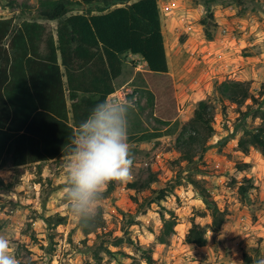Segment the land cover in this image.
I'll return each mask as SVG.
<instances>
[{"label": "rangeland", "instance_id": "obj_1", "mask_svg": "<svg viewBox=\"0 0 264 264\" xmlns=\"http://www.w3.org/2000/svg\"><path fill=\"white\" fill-rule=\"evenodd\" d=\"M157 3L170 71L164 76L148 75L149 85L142 77L116 85V89L127 86L152 92L153 107L144 90L138 92L140 99L128 115L131 179L112 181L111 193H107L110 182L106 185L97 213L85 219L96 226L95 232L85 235L82 220L68 211L62 192L67 158L0 169V235L10 241L18 264H146L142 248L147 247L153 249L156 264H257L264 260V229L250 232L254 226L264 227V201L256 186L264 176V154L250 148L245 155L238 148L243 132L260 120L252 113L243 116L246 106L241 110L230 104L223 107L215 92L223 81L244 82L257 99L248 100L247 105L264 107V0ZM24 4L35 8L37 0H0V19L11 18L16 25L31 19L35 11L23 8ZM81 9L76 7L74 13ZM209 13L216 25L211 28L212 40L206 39L200 23ZM48 26L54 31L56 21ZM200 101L214 110L210 138L192 123ZM186 126L205 138L188 151L190 160L175 147ZM243 164L250 168L240 171ZM244 177L251 178L257 188L242 197L238 185ZM134 181L145 186L131 190L127 185ZM198 188L210 192L228 211L223 234L210 231L209 216H200L205 205ZM159 190L167 194L156 201ZM160 214L176 220L168 245L156 242L162 228ZM60 218L65 220L59 223ZM193 221L207 230L204 247L185 242Z\"/></svg>", "mask_w": 264, "mask_h": 264}, {"label": "trees", "instance_id": "obj_2", "mask_svg": "<svg viewBox=\"0 0 264 264\" xmlns=\"http://www.w3.org/2000/svg\"><path fill=\"white\" fill-rule=\"evenodd\" d=\"M132 1L37 0L35 8L23 5L29 11L34 9L31 19L18 25L11 18L0 19V169L8 164L24 168L68 158L79 125L98 101L115 92L114 80L122 73L126 55H140L150 73H168L157 0ZM78 6L82 11L74 13ZM53 21H56L54 31L48 26ZM200 23L206 39L212 40L211 28L216 27L212 14ZM143 90L152 108V92L134 89V93L139 100ZM215 92L223 107L230 104L241 110L246 106L242 115L252 113L260 120L255 128L243 132L238 148L245 155L250 148L264 154V107L253 109L247 105L248 100L257 101L249 87L244 82L223 81L215 86ZM213 120V108L200 101L192 123L204 129L205 138L214 133ZM190 129L183 127L175 142L185 160H190L188 151L205 140ZM238 168L245 171L250 165ZM112 185L111 181L107 193H111ZM127 186L138 191L145 185L134 181ZM256 188L251 178L244 177L238 192L245 197ZM198 191L205 205L200 216H209L210 231L223 234L228 211L206 189ZM166 194L159 190L156 201L164 200ZM160 216L162 228L156 242L168 245L176 220L173 216L168 219ZM64 220L60 218L58 222ZM81 220L85 235L95 232L96 226ZM206 231L193 221L185 242L204 247ZM136 247L142 248L137 244ZM142 250L146 264H156L153 249Z\"/></svg>", "mask_w": 264, "mask_h": 264}, {"label": "clouds", "instance_id": "obj_3", "mask_svg": "<svg viewBox=\"0 0 264 264\" xmlns=\"http://www.w3.org/2000/svg\"><path fill=\"white\" fill-rule=\"evenodd\" d=\"M128 99L105 98L92 108L78 128L65 164L62 189L69 213L93 217L111 181L131 179L133 160L128 143ZM0 264H18L10 241L0 235ZM257 264H264V260Z\"/></svg>", "mask_w": 264, "mask_h": 264}, {"label": "crops", "instance_id": "obj_4", "mask_svg": "<svg viewBox=\"0 0 264 264\" xmlns=\"http://www.w3.org/2000/svg\"><path fill=\"white\" fill-rule=\"evenodd\" d=\"M161 24H162V19H161ZM162 33H163V36H164V39H165V33L163 31V25H162ZM164 43H165V41H164ZM165 50H166V44H165ZM166 56H167V53H166ZM142 60L143 59H142V57L140 55H132V54L126 55L125 63L123 65V67H122V73L117 79L114 80L115 88H116L117 84H121V85L130 84L135 79L141 78V77L144 78L146 84L149 85V83L147 81V77H148V75H150L152 73H150L147 70L146 64ZM167 62H168V73H166V74H169L170 64H169L168 58H167ZM138 63H140V64L142 63L141 64L142 66L141 67H137ZM143 65H145V66H143ZM128 67H129V69L127 70ZM143 73H147V75H145ZM166 74H161V75L164 76ZM259 180L260 181L256 184V186H260V189H261L260 199L262 201H264V176L260 177ZM258 227L260 229H264L263 226H254L252 228L253 231L251 230L250 232H257Z\"/></svg>", "mask_w": 264, "mask_h": 264}, {"label": "built area", "instance_id": "obj_5", "mask_svg": "<svg viewBox=\"0 0 264 264\" xmlns=\"http://www.w3.org/2000/svg\"><path fill=\"white\" fill-rule=\"evenodd\" d=\"M141 64L138 63L137 67H141L142 66ZM129 96H132V97L129 98ZM108 98L128 99L132 101V104H135L138 101V95L134 93V89H131L127 86H123L120 89H116L115 92L111 94Z\"/></svg>", "mask_w": 264, "mask_h": 264}]
</instances>
